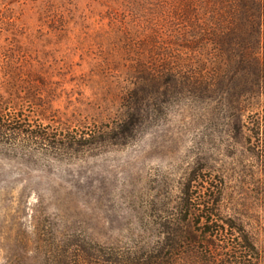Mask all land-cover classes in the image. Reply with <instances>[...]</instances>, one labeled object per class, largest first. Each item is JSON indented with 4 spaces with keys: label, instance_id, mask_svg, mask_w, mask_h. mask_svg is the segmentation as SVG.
Wrapping results in <instances>:
<instances>
[{
    "label": "rangeland",
    "instance_id": "obj_1",
    "mask_svg": "<svg viewBox=\"0 0 264 264\" xmlns=\"http://www.w3.org/2000/svg\"><path fill=\"white\" fill-rule=\"evenodd\" d=\"M262 77L264 0H0V264H213L189 222L154 258L194 169L264 264Z\"/></svg>",
    "mask_w": 264,
    "mask_h": 264
},
{
    "label": "trees",
    "instance_id": "obj_2",
    "mask_svg": "<svg viewBox=\"0 0 264 264\" xmlns=\"http://www.w3.org/2000/svg\"><path fill=\"white\" fill-rule=\"evenodd\" d=\"M230 4H241L244 6L256 4L263 0H228ZM221 49L226 50L223 44H220ZM239 60L237 61L240 71L246 68L253 69L256 78L259 79L262 70L259 69V63L255 58H251L249 54H237ZM251 59H249V58ZM233 61V58H230ZM253 65V67H251ZM264 79V77H262ZM260 80H256L252 85V92L259 89L262 85ZM238 112H242V104L239 102ZM3 127V126H2ZM237 133L242 137H247L248 145L251 146L253 155L258 153L257 158L262 161V167L264 169V114L256 118L250 119L247 122L240 121L236 127ZM46 139V138H45ZM94 139V136L81 137L71 145H89L90 141ZM251 152V153H252ZM211 179L204 180L201 178L199 170L194 169L188 179L185 188L183 190V197L180 202L178 218L174 221H170L172 227L164 228L162 231L163 240L161 242L159 253L154 257L155 259H161L163 256H174L178 251L181 242H184L187 237L184 236L183 229H181L186 223H191L193 226L200 227V235L207 239L216 240L217 237L223 239L221 246L223 252L215 254L213 257V264H261L262 256L258 247L256 246L252 236L246 230L245 226L237 222L233 218L221 217L222 213V198L224 192L219 190L217 186L212 185ZM198 185H200L203 191L197 193ZM206 185V186H204ZM199 194L198 196H196ZM191 239L196 240L193 232H190ZM213 242L207 241L206 246L210 248ZM210 256V254H208ZM208 259V256H205ZM218 257H220L218 259ZM144 259V258H143ZM207 263H212V260L208 259ZM142 264H151L149 259H144ZM162 264V263H156Z\"/></svg>",
    "mask_w": 264,
    "mask_h": 264
}]
</instances>
